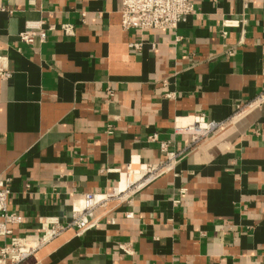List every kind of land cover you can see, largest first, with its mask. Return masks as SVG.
I'll use <instances>...</instances> for the list:
<instances>
[{"label":"crops","instance_id":"1","mask_svg":"<svg viewBox=\"0 0 264 264\" xmlns=\"http://www.w3.org/2000/svg\"><path fill=\"white\" fill-rule=\"evenodd\" d=\"M192 2L177 31L137 33L121 27V0H0L12 74L0 78V178L23 218L11 229L36 240L64 227L19 264H264V0ZM39 21L54 27L47 40L22 43ZM203 120L228 126L199 143L178 134ZM162 142L179 155L171 170L98 209L94 227L70 225L84 195L167 162Z\"/></svg>","mask_w":264,"mask_h":264},{"label":"built area","instance_id":"2","mask_svg":"<svg viewBox=\"0 0 264 264\" xmlns=\"http://www.w3.org/2000/svg\"><path fill=\"white\" fill-rule=\"evenodd\" d=\"M0 10L5 11L4 8ZM121 16V27L123 31H134L144 33L152 30L174 32L179 29L196 15V8L192 0H121L119 10ZM225 27H235V22L225 21ZM54 27L46 29L43 21L30 22L26 25L24 31L19 33V39L22 43L33 47L36 40L44 43L47 40V31ZM61 31L67 35L74 34L73 25H62ZM181 38L177 37V41ZM129 47L140 51L144 47L143 42L130 43ZM232 55V53H229ZM12 76L7 65L0 62V78L8 80ZM105 95L111 99L114 96L112 89L107 88ZM237 112H241V105H237ZM228 126L226 122H214L203 120L186 128L178 129V134L190 135L193 143H199L206 140L217 132L222 131ZM157 141V137L151 138ZM170 142L160 143L161 153L167 158L163 165H147L146 168L138 174L137 180H130L125 189H114L111 193L103 195L86 194L78 199L73 205V214L71 226L75 227L80 233L95 226L97 219L95 213L98 209L107 207L111 201L124 202L126 195L133 191H141L148 185L154 183L166 171L171 170L177 163L178 156L170 151ZM10 179L0 178V239L3 245L0 249V264H19L34 255L40 248L50 243L59 236L64 227L59 223L47 225L44 233L36 240H29L14 235L11 226L22 223L23 218L9 209V200L11 197ZM127 218H133V214H127ZM119 250L128 256H133V251L128 244L119 245Z\"/></svg>","mask_w":264,"mask_h":264},{"label":"bare ground","instance_id":"3","mask_svg":"<svg viewBox=\"0 0 264 264\" xmlns=\"http://www.w3.org/2000/svg\"><path fill=\"white\" fill-rule=\"evenodd\" d=\"M128 180H129L128 177H126V178H125V182H126V183H125V187H126L127 184H128Z\"/></svg>","mask_w":264,"mask_h":264}]
</instances>
